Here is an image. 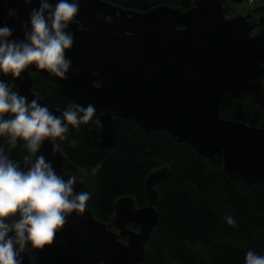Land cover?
Wrapping results in <instances>:
<instances>
[{
    "label": "water",
    "instance_id": "obj_1",
    "mask_svg": "<svg viewBox=\"0 0 264 264\" xmlns=\"http://www.w3.org/2000/svg\"><path fill=\"white\" fill-rule=\"evenodd\" d=\"M48 2L54 7L58 0ZM34 8H39V0L28 5L0 0V27L13 30L10 40H23L22 25L28 24ZM230 8L228 0H192L185 10L158 4L136 11L106 0H79V14L66 30L74 36L66 53L72 61L67 79L32 65L17 79L0 73V81L12 80L27 102L37 99L60 116L65 110L48 106L33 91L32 73L37 72L84 93L100 109L94 120L117 115L147 131L164 130L201 156L221 155L230 177L248 184L264 182V127L222 118L217 105L228 91L264 107V82L257 75L262 52L251 41L258 21L249 12L226 17ZM10 9L16 15L9 16ZM107 16H112L111 23H105ZM41 154L58 175L76 176L74 191L81 185L82 172L60 148L53 151L46 140L36 155ZM13 163L24 167V162ZM168 174L165 165L149 172L144 180L146 204L118 197L106 222L89 209L71 214L52 245L42 251L29 245L21 254L22 264H141L158 218L155 184ZM128 222L138 229L129 228Z\"/></svg>",
    "mask_w": 264,
    "mask_h": 264
},
{
    "label": "trees",
    "instance_id": "obj_2",
    "mask_svg": "<svg viewBox=\"0 0 264 264\" xmlns=\"http://www.w3.org/2000/svg\"><path fill=\"white\" fill-rule=\"evenodd\" d=\"M106 1L136 11L158 4L185 10L192 3ZM228 1L231 8L226 17L232 15L233 3L243 2ZM248 12L262 27L260 33L251 32V41L262 52L257 59V75L264 82V1ZM32 80L33 91L50 107L66 110L72 102L85 107L91 103L100 113L84 93L62 87L37 72L32 73ZM3 82L18 93L12 80ZM217 105L222 118L264 127V107L258 103L225 91ZM101 123V127L94 123L74 127L59 144L67 159L82 172L81 185L75 192L90 193L87 209L96 219L108 221L118 197L131 196L137 206L145 205V177L158 167L169 168L168 176L155 184L158 218L145 244L141 264H245L249 250L264 256V182L248 184L230 177L223 170L221 155L201 156L191 145L176 141L164 130L147 131L135 121L117 115L107 116ZM0 148L12 162H24L28 155L23 141L17 140L12 147L7 136H0ZM97 164L101 167L93 175ZM226 217H231L234 225H229ZM127 226L138 229L132 222Z\"/></svg>",
    "mask_w": 264,
    "mask_h": 264
},
{
    "label": "clouds",
    "instance_id": "obj_3",
    "mask_svg": "<svg viewBox=\"0 0 264 264\" xmlns=\"http://www.w3.org/2000/svg\"><path fill=\"white\" fill-rule=\"evenodd\" d=\"M23 2L28 5L32 0ZM79 11V0H58L54 7L48 0H39V8L32 9L28 24L22 25L23 40H10L13 30L0 27V73L17 79L35 65L60 80L67 79L72 61L66 53L73 46L74 36L66 30ZM8 15L16 13L10 9ZM112 19L107 16L104 21L111 23ZM96 116L95 105L85 107L76 102L56 116L37 99L29 103L0 81V136H7L12 147L17 140L23 141L28 152L22 169L0 148V264H22L21 254L29 245L34 251H42L55 242L71 214L86 211L90 193L74 191L76 176L65 179L42 154H36L46 140L53 151L58 150L56 141L67 139L69 126L94 123L101 127V121L94 120ZM100 167H93L92 174ZM226 221L234 225L231 217H226ZM245 264H264V256L249 250Z\"/></svg>",
    "mask_w": 264,
    "mask_h": 264
},
{
    "label": "rangeland",
    "instance_id": "obj_4",
    "mask_svg": "<svg viewBox=\"0 0 264 264\" xmlns=\"http://www.w3.org/2000/svg\"><path fill=\"white\" fill-rule=\"evenodd\" d=\"M254 2L250 5H248L245 2H235L232 4V8H233V13L232 15L237 13H241V14H245L247 10L254 8L255 6L261 4L264 0H253ZM231 15V16H232ZM262 31V27H256L253 31L252 34H257L260 33Z\"/></svg>",
    "mask_w": 264,
    "mask_h": 264
},
{
    "label": "built area",
    "instance_id": "obj_5",
    "mask_svg": "<svg viewBox=\"0 0 264 264\" xmlns=\"http://www.w3.org/2000/svg\"><path fill=\"white\" fill-rule=\"evenodd\" d=\"M243 2L247 3L248 5L252 4L254 1L253 0H242Z\"/></svg>",
    "mask_w": 264,
    "mask_h": 264
}]
</instances>
